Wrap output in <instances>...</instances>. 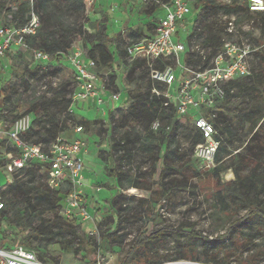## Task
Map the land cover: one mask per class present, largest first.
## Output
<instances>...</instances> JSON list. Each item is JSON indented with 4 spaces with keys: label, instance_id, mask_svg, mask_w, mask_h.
<instances>
[{
    "label": "rangeland",
    "instance_id": "1",
    "mask_svg": "<svg viewBox=\"0 0 264 264\" xmlns=\"http://www.w3.org/2000/svg\"><path fill=\"white\" fill-rule=\"evenodd\" d=\"M221 4L222 2L216 3L217 6ZM8 8L15 10L13 0H6V9ZM51 9V15H56L58 19L40 15L42 33L53 32L60 24L68 29L74 28L78 32L71 36L73 50L51 56L43 46V39L38 38L35 46L27 53L9 51L0 59V110L4 114L14 111V114L24 115L22 117L29 116L31 126L34 113L43 115L42 127L38 129L40 137L28 138L32 142L51 140L50 132L56 128L57 120L60 121L57 132L61 127L65 139L74 138L75 125L83 117L89 121L107 120L103 129L95 124L91 126L88 134L86 132L89 150L93 151V144L101 148L97 155L99 162L95 158L96 162L93 159L84 162L85 181L88 184L90 181L93 187L90 193L92 196L88 194L86 203L91 220L80 222L82 224L77 228L81 237L85 230H90L97 261L101 264H119L146 230L173 228L180 231L173 232L154 247V252L164 257L160 264H214L217 261L226 264H264V219L258 217L252 223L233 226L246 215L248 209L244 208L239 200L230 211H223L217 203L214 196L217 181L210 175L214 167L209 168L194 157L193 146L198 136L192 120L188 122L189 118L179 119L180 123L176 128L174 124L167 126L166 121H161L162 129L170 138L166 139L159 132H152L151 138H145L140 117L130 114L129 109L134 104H139V101L151 98L148 78L141 69L130 71L132 64L124 53L121 52L122 54L117 56L118 61L110 67L98 69L102 89L106 93L122 91L121 100L108 110L120 108L123 115L103 117L100 108L94 104L89 106L74 100L77 83L69 57L76 48L88 52L83 44L87 36L94 34L90 27L91 20H103L102 24L106 25V34L110 38L109 47L118 55V52L124 50L121 35L124 28L139 37L146 34L157 20L156 16L150 14L151 8L143 5L142 0H100L98 7L94 5L89 10L88 16L91 20L87 18V13L70 8L65 0H53ZM101 13L106 16L103 17ZM200 13L201 11L196 12L193 17L197 18ZM223 13L225 14L223 10L215 8L207 10L204 21L200 20L198 27L200 37L207 35L203 23L211 26L213 30L224 28L221 18ZM9 18L5 14L0 15L2 23ZM128 21L132 23L127 25ZM253 21L252 25V21L242 18L238 25L253 26L252 43L257 54L264 50V21L259 17H255ZM35 49L48 53L49 61L36 60L33 53ZM255 57L257 69L259 56ZM247 88L248 92L236 91L215 112L219 120L217 128L224 139V152L220 155V161L229 168L220 175L223 184L235 180L234 169L238 170L242 177L251 173L254 167L252 162L261 155L260 151L254 148L256 143L251 139L249 124L244 122L242 117L252 111L264 114V89L255 87L251 81L248 82ZM69 100L72 105L65 112L62 104ZM15 119L7 114L6 124H12ZM223 128L227 131H223ZM125 131H131L140 139L145 138L146 142H130V157L126 155L125 158L119 159L112 147L117 150L122 148L117 143ZM174 151H177L180 157L173 161L171 158ZM232 156L238 157L246 164L248 162V167L243 166L244 162L235 163ZM100 162L107 166L103 168ZM162 165L167 168L163 185L169 191L168 198L161 200L160 205L149 207L146 202L151 193L133 189L132 184L140 181L156 191L157 188L153 185L160 170L157 167ZM262 166L261 171H264ZM198 170L202 171L200 176L196 175ZM43 173L42 171V175ZM118 174L120 179L117 183L115 175ZM42 175L37 178L38 183ZM9 184H14L13 190ZM17 185L18 180L5 176L0 166V203L6 204L9 199L24 201L25 197L21 196ZM119 195L118 203L114 205V199ZM156 199H159V196ZM260 201L264 206V192L260 194ZM59 203L60 200L52 203V210L58 215L54 221L57 225L64 221ZM36 214L44 218L53 215L43 204L37 206ZM13 215L12 213L8 219L0 217V241L3 239L10 244L14 243V240L18 243L22 241L20 228ZM36 216H32L33 227L40 225ZM48 226L51 224L48 223ZM230 231L232 234L224 239ZM191 233H194V236ZM66 241L71 243V247H78V240L73 236ZM33 246L46 253L48 264L55 263L53 259H59V264H90L82 255L63 254L57 239L35 242ZM193 257L199 258L200 262H194Z\"/></svg>",
    "mask_w": 264,
    "mask_h": 264
},
{
    "label": "built area",
    "instance_id": "2",
    "mask_svg": "<svg viewBox=\"0 0 264 264\" xmlns=\"http://www.w3.org/2000/svg\"><path fill=\"white\" fill-rule=\"evenodd\" d=\"M82 1L88 16L96 0ZM221 2V5L229 8H238L241 13L223 10V45L211 58L212 46L198 38L196 24L200 15L197 18L193 15L198 11L202 13L203 7L196 5L195 0H142L143 5L149 4L156 9L154 26L146 34L135 38L130 36L129 30L121 33L130 63L139 62L142 69L147 70L154 86L152 92L162 94L166 99L164 106H173L178 118H191L203 140L194 148V157L209 168L215 166L220 147L213 122L217 105L224 101L230 82L251 74L250 60L257 51L252 43L253 18L258 13H264V0H217V3ZM243 12L247 13V20L252 21V25H238ZM39 26V18L34 13L32 21L19 29L4 27L0 23V59L12 49L29 52L27 37L36 35ZM33 53L36 60L49 61V55L44 51L35 49ZM69 61L78 88L74 100L87 104L93 102L94 106L100 108L102 116L107 117L109 110L106 106L118 103L121 92L110 93L108 98L105 97L97 63L85 58L80 48L72 52ZM158 86L165 88L164 91L158 90ZM159 126V122L154 123L153 131L156 132ZM4 128H7L4 133L12 150L4 162L8 176L15 180H27L30 171L37 176H41L43 171L41 183L55 191L62 190L64 194L60 211L62 215L81 222L91 220L86 206L88 201L83 173L84 155L90 144L85 139L83 127L74 128L73 139H65L62 134L48 145L35 144L23 138L31 128L29 116L9 125L5 123ZM0 133L3 134L2 131ZM2 208L3 203H0ZM43 254L45 252L42 249L23 245L0 247V264H48L42 260ZM96 264L101 262L98 260Z\"/></svg>",
    "mask_w": 264,
    "mask_h": 264
},
{
    "label": "trees",
    "instance_id": "3",
    "mask_svg": "<svg viewBox=\"0 0 264 264\" xmlns=\"http://www.w3.org/2000/svg\"><path fill=\"white\" fill-rule=\"evenodd\" d=\"M53 0H34L33 2H30V0H13V5L15 7V10H12L11 8L6 9V0H0V15L5 14L6 17H10L8 21L1 23L4 27H15L17 29L22 28L25 25H28L32 21V13H34L38 18L41 16L53 18V20L58 19L56 18V15L52 14L51 9V2ZM68 6L78 12L86 13V7L82 0H65ZM196 5H202V13L200 14V18L197 22V28L199 27L200 20L204 21V15L206 14L207 10L209 9H220L224 10L227 13L234 12L236 14H240V10L238 8H229L226 5L217 6V0H195ZM95 5V4H94ZM98 7V6H95ZM146 7L151 8L150 14L153 16L155 14V7L151 6L149 4L146 5ZM4 11V12H3ZM101 12V11H100ZM41 15V16H40ZM103 17L106 15L101 13ZM149 15V14H146ZM242 18L248 19L247 13L243 12ZM259 17L264 21V13H258L254 16ZM89 18V16H87ZM241 18V19H242ZM253 18V19H254ZM60 19V18H59ZM89 20H91L89 18ZM102 19L100 21L95 20L94 22L91 20L92 23H90V27L93 30L94 34L87 36L85 43L83 46L88 49V52L85 50V58L93 60L97 63L98 67L100 68H108L111 65H113L115 62L118 61L119 55L124 53L127 56V53L125 49L123 51L118 52L115 54L109 47L110 44V38L106 34V25L102 24ZM154 26V24L151 25L149 29H151ZM203 29L205 30V33L207 35L205 37H200L201 34H198V38H202L203 43L207 45L212 46V53L211 56H214L217 54V52L221 49L223 45V38L224 36V28L223 29H216L213 30L211 26L206 25V23H203ZM78 31L74 28L68 29L65 27V25L60 24L58 27L52 32L46 31V33H42L41 25L39 26V29L37 30L36 35L27 37V44L32 50V48L35 46L38 38L43 39V46L44 48L49 52L51 56H54L56 54H64L72 51V42H71V36L72 34L77 33ZM223 32V33H221ZM222 34V35H221ZM143 35V34H142ZM130 36L134 37L132 32H130ZM141 36V35H139ZM123 44V41H122ZM84 48V49H85ZM124 48V47H123ZM13 52L16 51V49H12ZM43 51V50H42ZM45 52V51H44ZM122 52V53H121ZM24 53V52H23ZM27 53V52H26ZM48 54V53H47ZM256 55H258V61L259 66L256 69L255 68V62H256ZM128 58V56H127ZM129 60V58H128ZM132 68L130 69L131 72L135 71L136 69H141L144 71L148 78V89L151 93V98L147 100H141L139 101V104H134L130 109V114L134 115L135 117H140V122L143 124V131L145 133V138L152 137L153 131L152 127L154 123L159 122L160 126L156 132H159L164 135V137L167 139L170 138L169 134H166L164 129H162L161 121H166L167 126H170L174 124V127L180 123V118L176 115V109L173 106L165 107L164 103L166 102V99L162 94L157 95L154 94L152 91L154 89L153 83L151 82L148 72L145 69H142L139 62H133ZM250 66H251V74L247 77L240 78L237 80H234L230 82L226 87V97L223 102H220L217 105V110L221 108L223 103L227 101L230 97H232L236 91L240 92H248V82H252L255 87L263 88L264 89V50L255 53L253 58L250 60ZM120 82V81H119ZM160 91H164L165 88L163 87H156ZM78 91V88H77ZM0 97H2V93L0 92ZM90 103V102H89ZM88 103V105H89ZM72 105V101H65V104H62L63 111H67L70 106ZM121 109H115L113 111H109L108 115L112 117H118L122 114ZM7 114H10L14 118H16L14 121L22 118L24 115H17L14 114V111H9L8 113L4 114L0 110V128L6 123L7 121ZM27 114V113H25ZM43 115L36 112L34 113L32 126L29 130V132L23 136L24 139L30 141L29 139L37 137L39 138L40 135H38V129L41 126ZM189 118V117H188ZM176 119V120H175ZM188 122H190L191 118L187 119ZM242 120L249 124V131L251 133V139L253 140L256 145H254V148L259 150L261 155H256L257 158H255V161H251L254 167L252 168L251 173L248 175L242 177L239 174L238 170L234 169V175L235 180L230 181L226 184H223L220 180V175L228 170V167H225L222 165V162L220 161V155L224 152V139L222 138L221 133L218 130V124L219 120L217 115L213 119L214 126L218 132L217 139L220 141V147L218 149V152L215 157V166L211 169L210 175L212 179L217 181L216 184V190L214 191V196L217 201V203L223 208V211H230V208L234 206L236 201H240L243 203L244 208L248 209L246 215L235 222L233 226L239 225V224H246V223H252L256 218H262L264 219V206L260 201V194L264 192V171H261L262 163H264V114H261L260 112L252 111L247 113L242 117ZM13 121V122H14ZM60 121H56V128L53 129V131L50 132V138L51 140L47 142L43 141H30L35 144L42 143L44 145H48L52 142H54L60 135L64 134L62 132L61 127L59 128L57 132V128L59 127ZM107 120L103 119H97L94 121H89L83 118H81L80 121H78L75 125L76 126H82L85 130V133L90 132V128L92 125L98 124L102 127H106L105 123ZM45 126H43L44 128ZM194 127V126H193ZM101 129V130H102ZM100 130V132H101ZM194 131L196 132L198 139L194 143V148L198 145L203 143L202 137L200 134L197 133V131L194 128ZM223 131H227L226 128H223ZM29 138V139H28ZM145 138H141L137 135H134V133H131V131H125L123 133L122 138H120L119 142L117 143L118 146H122L121 149L117 150L116 147H112L115 153V156L120 157L119 159H123L127 156L130 157L129 147L130 142H137L139 143V140L141 142H146ZM1 141H0V150L4 142L6 140L1 135ZM115 146V145H114ZM111 148V149H112ZM125 149H127V152H125ZM12 151V150H10ZM2 155V152L0 151V157ZM168 155L166 156V158ZM180 157V155L177 153V151H174L172 153V160L174 161L175 158ZM235 163H245V161H241L238 159V157L232 156L231 157ZM247 162V161H246ZM248 164V162H247ZM246 163L243 165L245 168L248 167ZM36 165V164H35ZM39 165V164H38ZM264 167V166H262ZM157 168H160L159 172L156 174V179L154 182V187L157 188L156 191H153V188L141 184L140 181H136L132 184L133 189L147 191L151 193V197L149 200H147V205L149 207L153 206L154 204H161V200H164L165 198H168L169 191L164 188L163 180H164V173L166 172L167 168L166 166H159ZM156 168V170H157ZM114 170L111 171V174L113 175ZM202 173L201 170H198L196 172L197 176H200ZM5 176H7L5 174ZM113 177V176H112ZM39 176L34 174L33 171H30V179L27 180H21L18 179V185L17 190L20 191L21 196L25 197L24 201H19L17 199H9V201L4 204L3 208L0 209V217L4 219H8L11 217V214L13 213L14 221L18 224L20 228V233L22 236V241L17 242L14 240L12 244H10L8 241L1 240L0 241V247L1 248H11L15 245H23L27 248H35L39 249V247H34L33 243L35 242H48L50 240L57 239L60 242V245L62 246L63 254L69 255H82L83 257L87 258L90 264H96L97 263V256H96V249L93 245V240L90 234V230H85L83 236H79L77 233L78 225H81V221L77 220H70L64 217V221L60 224H55V219L58 216L56 212L52 210V203L54 201L60 200V211L61 206L63 202V192L55 191L53 189H50L48 186H45L41 183V180L38 183ZM116 182L118 183L120 179V175H115ZM11 187V190H13L12 185L9 184ZM10 190V191H11ZM159 196V199H156V197ZM120 198V195L114 199V205L118 203V199ZM45 205L46 210L51 212L53 215L50 218H44L36 216L37 206L38 205ZM51 206V207H50ZM32 216H36L38 222L40 225L38 227H33L31 225ZM20 221V223H18ZM48 223L51 224V226H48ZM84 223V222H83ZM179 229H173V228H162L159 230H146L144 235L141 237V239H138L135 241L133 246L129 249L127 254L124 256V258L120 261L119 264H160L163 260V256L158 255V253L154 252V247L157 244H160L165 237L171 235L173 232H179ZM231 231L229 234L224 236V239L229 238ZM192 236H194V233H191ZM70 236H73L78 240V247L73 248L71 247V243L69 241H66ZM192 239H194L192 237ZM41 250V249H39ZM41 258L43 261H47L46 253L45 255H41ZM55 263L52 264H59V259H53ZM194 262H200V259L197 257H193ZM214 264H226L225 262H215Z\"/></svg>",
    "mask_w": 264,
    "mask_h": 264
},
{
    "label": "crops",
    "instance_id": "4",
    "mask_svg": "<svg viewBox=\"0 0 264 264\" xmlns=\"http://www.w3.org/2000/svg\"><path fill=\"white\" fill-rule=\"evenodd\" d=\"M99 3H100V0H96V2H95V6H99ZM155 15V14H154ZM131 22V21H130ZM130 22L128 21V23H127V25L128 24H130ZM132 23V22H131ZM126 25V26H127ZM124 30H129L128 28H124ZM120 92H122V91H120ZM110 96V94H107V93H105V97L106 98H108ZM94 103L93 102H90L89 103V106L90 105H93ZM116 103H109V105L108 106H106L107 107V110L110 108V109H112V106H114ZM118 109V108H117ZM113 110H115V109H113ZM110 111V110H109ZM7 125V124H6ZM7 129V128H6ZM5 128H4V125L2 126V128H0V131H2L3 132V134L2 133H0V141L2 140L1 139V135L4 137V139L6 140V142H4L3 143V145H2V147H1V152H2V155H1V157H0V166H1V169L3 170V172L8 176V174L6 173V171H5V169H4V162H5V158H6V155L9 153V151H10V145H9V143L7 142V136H6V134L4 133L5 132V130H6ZM85 139H87L88 140V138H87V136H85ZM93 151L91 152V149L89 150L88 149V152L84 155V162L85 161H89V160H94L95 162H96V160L98 161V152H100V148L101 147H98V146H96V145H94L93 144ZM96 160H95V159ZM99 162V161H98ZM101 163V162H100ZM102 164V167L104 168L105 166H107V165H105V164H103V163H101ZM108 168H110V167H108ZM9 177V176H8ZM84 183H85V185L87 186V188H86V190H87V199L86 200H88V194H89V196H92V195H90V193H91V190H92V184H91V182L89 181V184H88V182H86L85 181V177H84ZM94 198V197H93Z\"/></svg>",
    "mask_w": 264,
    "mask_h": 264
}]
</instances>
